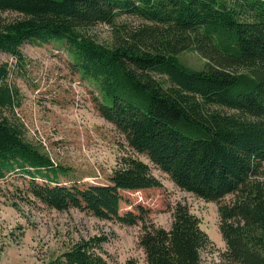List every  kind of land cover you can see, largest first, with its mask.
<instances>
[{"label": "trees", "instance_id": "trees-1", "mask_svg": "<svg viewBox=\"0 0 264 264\" xmlns=\"http://www.w3.org/2000/svg\"><path fill=\"white\" fill-rule=\"evenodd\" d=\"M3 11L17 16L0 22V53L21 64L22 44L64 42L71 67L99 92L98 114L133 151L204 201L235 194L217 207L223 257L264 264V0H0ZM121 14L143 24L116 28L110 46L86 33ZM188 46L202 68L177 58ZM10 72L0 61V178L26 176V192L48 208L135 224L137 213L119 212L120 191L158 186L147 165L126 158L105 184L59 183L56 165L24 136ZM171 217L168 229L142 226L145 264H198L206 234L183 204ZM104 241L79 238L44 264H109Z\"/></svg>", "mask_w": 264, "mask_h": 264}, {"label": "rangeland", "instance_id": "rangeland-1", "mask_svg": "<svg viewBox=\"0 0 264 264\" xmlns=\"http://www.w3.org/2000/svg\"><path fill=\"white\" fill-rule=\"evenodd\" d=\"M15 16L13 11L0 12V22ZM141 24V19L121 14L115 24L97 23L87 27L86 33L110 46L116 28L118 32L122 27L128 31ZM19 49L23 56L21 64L0 53V61L10 66L9 78L20 93L15 115L23 125L25 138L58 168L59 183L105 184L123 159L136 158L147 165L159 185L120 191L119 212L130 209L140 217L135 224L127 225L98 219L77 208H48L26 192V176L8 172L0 178V264H44L79 238L98 235L106 238L100 253L109 264H145L138 245L142 226L168 229L177 203L196 217L208 238L199 251L198 264H234L223 257L225 245L218 229L217 207L230 203L235 194H227L218 201H204L180 190L166 173L133 151L123 134L98 114L94 102L99 92L71 67L64 42L24 43ZM176 56L193 69L202 68L205 62L191 46Z\"/></svg>", "mask_w": 264, "mask_h": 264}]
</instances>
